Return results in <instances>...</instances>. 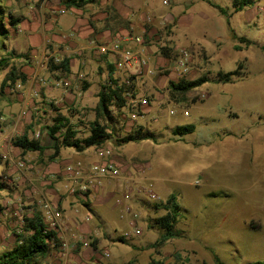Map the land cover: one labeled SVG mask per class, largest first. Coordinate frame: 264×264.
<instances>
[{
	"label": "rangeland",
	"instance_id": "obj_1",
	"mask_svg": "<svg viewBox=\"0 0 264 264\" xmlns=\"http://www.w3.org/2000/svg\"><path fill=\"white\" fill-rule=\"evenodd\" d=\"M0 1V17L11 15L15 22H20V5L33 11L30 17L36 23L65 16L63 20L71 22L72 31L79 20L78 14L66 8L61 13L64 0ZM211 3L229 10V24ZM130 4V20L122 18L112 4L99 8L109 12L111 20L107 24L114 37L122 35L121 30L143 37L153 74L131 76L124 70L120 82L133 78L135 93L152 101L148 115L139 119L133 129L144 127L160 143H120L129 132L124 128L113 132L101 148L107 149V145L112 158L114 153V157L123 159V175L120 181H104L103 186L117 199L127 184L136 189L150 182L161 203L134 193L129 204L138 215L142 234L130 238L124 236L132 230L130 218L122 217L116 201L95 207L94 212L100 217L90 211L91 201L82 205L79 213L73 212L79 224L94 225L91 231L81 234L73 232L72 225L66 227L64 211L57 205L63 213V233L67 239L76 235V247L72 249L69 241V251L65 253L61 246L65 238H61L60 245L53 248L47 259L48 264L61 259L66 264L264 263V0H255L240 13H233V0H130ZM232 29L251 44L235 40ZM35 34L42 37L41 29ZM237 45L241 50H236ZM43 47L46 50L42 55ZM165 47L172 49L169 58L163 54ZM36 48L21 36L12 39L11 33L9 38L0 39V59H9V66L0 71V87L13 68L28 77L21 88H7L0 98V155L7 157L2 158L0 167L5 180V188L0 189V255L14 246L16 233L22 231L25 219L42 213V203L33 206L27 202L29 184L19 183L14 173V165L20 162L27 163V174L34 167L23 155H14L18 148L13 146V140L28 132L30 138L41 140L50 150L53 143L43 128L52 124L56 116L52 104L73 120L79 138L90 135V124L96 118L101 74L95 70L89 75L94 85L80 98L77 91L84 83L80 82L78 88L71 79H56L49 71L51 59L63 55L54 53L55 46L49 42H40L35 54ZM183 49L190 52V73L181 77L175 64ZM233 71L238 72L233 83L215 82L220 73ZM204 76L209 81L202 87L178 101L170 98L171 82ZM56 80L70 83L65 93L72 95V100L63 99V94L55 99L50 97V101L45 98L47 88L62 90L55 86ZM74 107L80 110L73 111ZM175 108L178 114H172ZM191 124L196 126L194 133L184 137L173 135L177 126ZM38 132L39 138L35 137ZM44 159L49 161L48 156ZM94 193L97 191L89 195ZM172 195L180 206L175 226L180 237L159 244L163 230L155 222L166 214L160 204ZM122 236L125 243L119 241ZM85 249L92 252L91 257L86 256L90 260L75 262V257L83 258Z\"/></svg>",
	"mask_w": 264,
	"mask_h": 264
},
{
	"label": "crops",
	"instance_id": "obj_2",
	"mask_svg": "<svg viewBox=\"0 0 264 264\" xmlns=\"http://www.w3.org/2000/svg\"><path fill=\"white\" fill-rule=\"evenodd\" d=\"M105 4H112L115 10H117L120 16L125 20L131 19L132 9L130 6L131 5L130 0L127 1L114 0L113 3H110L109 0H96L94 2L86 1V4L80 9L77 8L68 9L73 11L75 14H78V19H79L75 21L74 26L72 27L73 28L72 31H69L71 22L69 23L65 22L63 20L65 16L63 17L53 16L55 20H51L48 23H42V24L36 23V21L30 17L33 15V11H28L24 5L23 6L20 5L18 9V12L21 13V15H19L21 16V18L19 17L20 22L17 21L16 22L17 25L15 26V29H11V38L13 39L15 38V36L16 37L21 36L25 39H28L29 43L33 46V48L34 47L38 48L40 42L52 43L55 46L54 53H61L63 57H68L71 59L72 75L69 77V79H71L72 82L76 83L77 85L76 87H78V84L80 82L84 83L83 88L81 90L78 89L77 91L80 98L84 97V95L91 90L92 85H94L92 84L91 81L92 79L91 80L89 79V75L96 72L95 70H97L102 77L101 79L98 80V85L100 88L107 81L109 83L111 65L115 66V69L113 67L114 78L120 80L123 77L122 74L124 71L120 72L119 76H117L116 74L118 73L117 69L120 63L119 61L120 59L118 58V56L112 53L103 54L98 49V46H102V45L110 46L112 42L121 35V34H116L114 37L113 29L107 24V22L111 20V16H109L108 11L100 10V8H104V6H106ZM65 8H66L65 5L62 4L61 5L62 10L60 9L61 13L66 12ZM40 29L42 31V37L35 34L36 31ZM70 33H74L75 36L72 38L71 37L72 34ZM120 33H122V35L129 34V32L124 30H121ZM91 42H94V44H91ZM56 47H58L59 49H57ZM128 47L134 48V45L129 44ZM37 48L33 50L35 54L37 53ZM45 50L46 47H43L42 55L45 53ZM87 79H89V81ZM86 84L89 85L87 90H85L84 88ZM60 89L62 90L55 88H47L45 98L48 101H50V97L52 99H55V97H60V94H63L65 95L63 99H66L67 101L72 100L71 99L72 95L65 93L67 89L66 90L64 88H60ZM99 92H97V95L99 94ZM91 93L92 92H90L88 96H90ZM135 94L137 95L138 93L136 92ZM136 97H138L137 99L139 100L140 99L148 100V106H145L143 108L141 107L140 109L143 116L140 117L139 119L142 120L145 119L146 114L148 115V113L150 112L152 101L147 97H140L139 95H137ZM46 99L45 101H47ZM157 99H160V97L157 96ZM77 102H79V100H77ZM62 105L63 104L61 103V106ZM147 107L148 109H146ZM160 107H161V103H160ZM78 108L79 109L75 108L72 110L73 111L75 110L77 112L80 110V107ZM177 110L178 109L175 108V110L172 111V114L175 113L178 114ZM185 115H188V112L185 111ZM139 119L138 121H140ZM71 121L73 122L72 119ZM39 136L40 133L38 132L35 137L39 138ZM49 139L51 138L49 137ZM159 143L160 142L154 143V145H159ZM44 144L45 143H43V145ZM50 147H52V144ZM106 147L107 149L109 148V146L107 145ZM91 149L94 150L93 153H89V150ZM91 149H87L83 152H78L73 148H66L63 149L60 155L55 159H51V156L53 154V151L51 152V149L50 150L47 149L43 154H40L38 152L23 154L20 149H17L18 152L16 151L14 153L15 156L23 155L24 159H27L28 161L30 160L33 163L32 165L34 167V170L30 173L28 172L29 174H27V172L24 169L19 168L17 164H15L13 167L14 173H16V175L18 176L17 179L20 180L19 183L29 184L28 186L29 189L27 190L28 193H26L27 202L31 203L33 206L36 205V202L42 203L43 201H51L55 205H58L64 211L66 227L72 225L73 232L75 233L77 232L80 234L91 231V228H94V225L93 224L88 225L87 223L79 224L76 221L73 212L79 213L82 205L87 206V204H89V201H91L90 203L92 205L91 207L92 210L90 211H92V213L95 216L100 217L96 212H94L95 207L109 205L112 204L114 201H116V198L114 197V193H110L109 191H107L108 189L107 186H102L100 191L98 190L99 192L97 191V193H94L93 195H88L87 197L79 194L72 195L68 190L69 182L67 181L66 170L69 166L74 165L75 163L81 161L84 163L86 167H89L93 163L102 160L101 155L97 154L96 148H91ZM47 152L50 153L46 154ZM43 156L44 157L48 156L49 161L48 160L45 161ZM109 159L111 161H114L119 167L123 168L124 166L123 159L120 156L114 157V153H113V158L110 157ZM135 180L137 179L135 178ZM155 191L158 194L157 190ZM133 200L134 197H132L129 202H133ZM34 209L35 208H31V210ZM58 236L59 238H65V240H67L68 243L70 241L69 244L72 249L76 247L75 234L70 235L71 237H68L67 239L62 230V231H58ZM82 255L83 258H81L82 256L75 257L74 261L77 263L81 262L83 259L85 261H88L90 260V258L88 259V257L92 256V252L89 249H85ZM53 258L56 257L53 256ZM54 264H66V263L61 259L59 260V262L56 261Z\"/></svg>",
	"mask_w": 264,
	"mask_h": 264
},
{
	"label": "trees",
	"instance_id": "obj_3",
	"mask_svg": "<svg viewBox=\"0 0 264 264\" xmlns=\"http://www.w3.org/2000/svg\"><path fill=\"white\" fill-rule=\"evenodd\" d=\"M86 1L94 2L96 0H64L63 3L67 9H80L86 4ZM254 3L255 0H233V13H240L244 11L246 7L253 5ZM211 6L226 18L228 24L230 23L232 14L228 9L212 3ZM16 22L13 21L11 15H8V17L2 15L0 17V39L2 37L6 39L9 38L11 33L10 27H15L17 25ZM231 31L235 40L251 44V41L248 39L239 37L235 34L233 29ZM236 50H241V47L237 45ZM162 51L168 58L172 53V49L167 47L162 48ZM49 65V71L56 79H68L72 75L71 59L68 57L52 58ZM8 66L9 59L1 58L0 71ZM113 67L115 69L114 65L110 66L109 83L102 85L98 94L99 100L97 107L95 108L96 118L90 124L91 129L88 137L79 138V131L71 119L60 113V110L52 104L55 108L56 116L52 119V124L43 128V130L47 131V134L53 143L52 147H50V149L53 150L51 159L57 158L61 151L66 148H73L78 152H83L90 148L102 147L110 138H112L111 134L113 132L118 131V129L122 130L123 127L119 117L121 116L120 113L127 107L128 94L131 93L134 98L136 97V94L132 83L133 78H129L121 83L120 80L114 78ZM237 75V71L225 74L220 73L215 82L219 84L233 83V77ZM27 78L26 74L20 73L15 68L11 69L0 87V98L3 97L7 88L16 87L18 84L23 85L27 82ZM208 81V77L204 76L193 81L182 79L178 82H171L169 85L170 98L176 101L183 99L189 92L202 87L204 84L208 83ZM88 87L89 85L86 84L84 87L85 90H87ZM115 112L118 114H115ZM32 128L33 126L30 125L29 129L31 130ZM195 130L196 126L192 124L178 126L173 130V135L184 137L188 134L194 133ZM141 141L158 142L155 135L149 131H145L142 126L135 127L119 142L127 144L130 142ZM13 146L20 149L23 154L33 152L43 154L48 149V147L43 145L41 140L30 138L28 132L15 138L13 140ZM2 165L3 159L0 155V167ZM4 188L5 180L0 174V189ZM88 195L89 193L84 196L87 197ZM160 206L166 211V214L156 219L155 223L163 230V234L159 241V244H163L170 239L180 237V232L177 231L175 227L180 216V206L175 195H172L165 203L160 204ZM16 237L17 239L14 246L5 250L0 255V264H48L47 259L53 248H58L61 242L58 232L49 229L48 225L45 223L43 213H36L33 214L31 218H26L22 231L16 233ZM125 239L126 238L122 236L119 238V241L125 243ZM252 264L264 263L255 262Z\"/></svg>",
	"mask_w": 264,
	"mask_h": 264
},
{
	"label": "built area",
	"instance_id": "obj_4",
	"mask_svg": "<svg viewBox=\"0 0 264 264\" xmlns=\"http://www.w3.org/2000/svg\"><path fill=\"white\" fill-rule=\"evenodd\" d=\"M165 3L167 4V2ZM91 44H94V42H91ZM129 44L134 45V48L128 47ZM98 49L103 54L112 53L118 56L120 63L117 69L118 73H116L117 76L124 70L131 76L153 74V71L149 69L150 59L147 54V49L143 45V37L141 36H134L132 34L120 35L110 46L102 45L98 46ZM190 58V52L188 50H180L175 64V70L179 73V76L182 77L190 73ZM54 84L56 87L64 88L65 90L70 86L68 81L56 80ZM17 87L20 88L21 85L18 84ZM137 98L138 97L134 98L132 94L129 93L127 96V107L122 110L120 113L121 116H119L121 125L127 132H131L138 119L143 116L140 111L141 107L148 106L147 99L139 100ZM115 114L118 113L115 112ZM96 152L98 155H101V161H97L89 167H86L83 162L79 161L67 168L66 177L69 182L68 190L70 194L84 196L87 193L98 191L106 180L120 181L123 173L121 172V167L109 159L112 152L108 149H102L101 147L96 148ZM2 158L7 159L6 156ZM17 165L21 169L27 167V163L25 162L17 163ZM124 187L125 190L123 194L116 199V206L120 208L122 217H129L132 227V230L124 234V236L126 238L138 237L142 234V230L138 225V215L133 212L129 204L130 199L135 192L136 194H143L153 201L160 202L161 199L155 193L154 186L150 182L144 187L138 186L136 189L128 184ZM42 213L44 221L49 229L57 232L63 230V213L59 210L57 205L51 201H43ZM86 220L89 221V217H87ZM85 245L87 246L88 243L85 242ZM62 248L65 253H68L69 244L67 240L63 241ZM109 256L110 255L107 253L106 257Z\"/></svg>",
	"mask_w": 264,
	"mask_h": 264
}]
</instances>
